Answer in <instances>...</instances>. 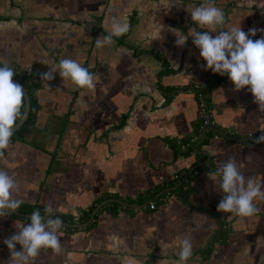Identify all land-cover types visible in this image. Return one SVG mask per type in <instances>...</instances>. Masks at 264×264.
Returning <instances> with one entry per match:
<instances>
[{"label": "crops", "instance_id": "1", "mask_svg": "<svg viewBox=\"0 0 264 264\" xmlns=\"http://www.w3.org/2000/svg\"><path fill=\"white\" fill-rule=\"evenodd\" d=\"M175 3L0 0V67H32L41 81L33 129L11 140L0 170L18 183L14 199L51 204L53 212L72 215V223L62 220L63 225L77 226H62L57 233L62 251L42 248L32 264H178L184 238L193 245L186 264H264V200H254L259 211L251 217L219 212L223 193L207 175L233 157L246 179L264 183V143H254L264 112L250 86L236 92L227 79L210 91L215 119L227 136L198 140L189 153L168 140L188 137L199 126L195 94L179 87L217 74L204 69L192 37L183 49L175 45L173 32L207 31L186 10L202 0ZM257 3L264 0H214L224 12L225 29L241 26L246 33L264 28ZM113 17L123 19L128 31L97 48L96 39L108 35ZM262 36L258 31L249 38ZM61 58L88 68L95 87L79 89L70 79L64 86L58 72L54 80H42L38 73ZM186 175L190 203L176 190ZM150 192L152 198L140 203ZM151 199H157V208H149ZM84 211L90 218L83 222ZM16 222L27 220L0 217V264H9L3 241L17 231ZM222 223L228 240L207 250Z\"/></svg>", "mask_w": 264, "mask_h": 264}, {"label": "clouds", "instance_id": "2", "mask_svg": "<svg viewBox=\"0 0 264 264\" xmlns=\"http://www.w3.org/2000/svg\"><path fill=\"white\" fill-rule=\"evenodd\" d=\"M257 4L264 10V4ZM174 5L183 7L181 0H176ZM186 10L194 24L206 27L207 31L189 29L187 35L181 31L173 32L176 47L183 49L188 38L192 37V43L199 49L200 58L206 61L204 69L226 75L236 92L250 86L247 90L251 92L253 102L258 105L260 112H264V36L256 40L249 38L256 36L258 31L264 32V28L253 27L247 33L241 26L225 29L224 12L214 6V0H202L199 6L191 10L186 6ZM128 29L129 25L123 19L113 17L110 32L96 39V47L112 45L113 38L124 35ZM212 33L216 35L213 36ZM41 63L49 65L46 61ZM57 72L64 86L70 79L79 89L95 87L93 74L73 59L61 58L56 66L50 65L48 71L38 75L48 82L55 79ZM14 76L15 72L9 65L0 67V156H3L11 142L14 125L18 121L22 122L27 115L26 94L21 84L13 82ZM260 131L262 134L254 143H264V128ZM207 175L223 193L217 211L239 217H251L259 211L254 200H264V183L252 177L246 179L233 157ZM18 190L16 179L7 171L0 170V217L11 215L20 209L22 201L13 198V193ZM44 213L42 215L37 209L26 218L29 222L15 223L17 231L3 241L11 254L9 264H32L42 248H51L56 253L62 251L57 233L62 228L63 221L59 217H53L51 204L45 207ZM17 244L21 246V250H17ZM192 250L191 240L184 238L179 245L178 264H186L192 256Z\"/></svg>", "mask_w": 264, "mask_h": 264}, {"label": "trees", "instance_id": "3", "mask_svg": "<svg viewBox=\"0 0 264 264\" xmlns=\"http://www.w3.org/2000/svg\"><path fill=\"white\" fill-rule=\"evenodd\" d=\"M14 72H15V76L14 78L16 80H18L19 82H21L28 90L30 98H31V108L29 111V115L26 119V121L24 122V124L17 130L14 132L11 140H17V139H22L25 137V135L30 132L33 129L34 126V121L37 115V110L40 106V103L38 101V98L36 96V89L40 86L41 81L40 79L37 77V75L34 74V72L32 73H28L23 69L20 68H13ZM227 79H229L226 75L222 76L220 74H215L213 77L205 80L207 83V90L211 91V89L221 83L222 81H226ZM193 86V83H189L188 85L179 87L180 89H186L189 90V88H191ZM200 123V120H199ZM216 133H220V136L226 132H224V130H222L219 126L218 123L217 125H214L212 127L209 128L207 134L208 137L202 139V141H207V139H210L211 137H213L214 134ZM227 136V133H226ZM170 144H172L174 147H176V149H179V147L181 148L180 144L177 142L176 139L173 138H169L168 139ZM248 140H253L252 138H248ZM194 145V144H193ZM192 147H189L186 149V152L189 153L191 151ZM209 163H212L211 161H208ZM199 166V165H198ZM161 185H158L157 188L154 191H158L160 189ZM176 190L178 191V193L180 194V196L183 198V200L186 203H190V199L189 196L192 192V185H191V177L189 175H186V177L184 179H182L180 181V183L176 186ZM153 192L151 193H145L143 196L139 197V201L140 203H142L144 201V199H149L152 198L153 196ZM117 197V196H116ZM102 198V197H99ZM114 205L117 204L116 201L111 202ZM39 210L41 212L42 215H44V209L45 206L41 205V204H33V203H28V202H22L20 209H18L15 213V215H20L22 217H24L25 219L29 216L27 215H21L22 213H32L35 210ZM92 209V208H91ZM82 219H80V221L82 220L83 222L86 221L87 219L90 218V212H83L82 214ZM53 217H59L61 220L63 221H69L70 223H72L73 217L70 214H65V213H55L53 212ZM27 220V219H26ZM27 222H29L27 220ZM66 228L69 229H76L77 226H73L71 224L68 225H63ZM229 238V228L222 223L218 229L215 231V233L211 236L209 243L206 245V249L209 250L212 246H214L216 243H224L228 240Z\"/></svg>", "mask_w": 264, "mask_h": 264}, {"label": "built area", "instance_id": "4", "mask_svg": "<svg viewBox=\"0 0 264 264\" xmlns=\"http://www.w3.org/2000/svg\"><path fill=\"white\" fill-rule=\"evenodd\" d=\"M28 73L34 72L32 67L23 68ZM223 82V81H222ZM195 94V97L198 101V118L200 120L198 130L194 134L188 137H178L176 138L177 142L180 144L182 149H187L192 147L196 141L202 140L208 137V130L210 127L217 125V121L214 116V106L210 100V93L207 90L206 81H196L193 83V86L189 88ZM220 133H216L213 137H219ZM199 172V170H195V173ZM177 176H180L178 174ZM150 209H155L158 206L157 199H151L148 202ZM79 214L76 215V219H79Z\"/></svg>", "mask_w": 264, "mask_h": 264}, {"label": "water", "instance_id": "5", "mask_svg": "<svg viewBox=\"0 0 264 264\" xmlns=\"http://www.w3.org/2000/svg\"><path fill=\"white\" fill-rule=\"evenodd\" d=\"M13 82L14 83H19V84H21L23 86L24 91H25V94H26L25 95V108L27 110V115L23 119V121L22 122L21 121H18L17 122V125H14V132H15V131H17L24 124V122L26 121V119H27V117L29 115V111H30V108H31V98H30V95H29V92H28L27 88L21 82H19L18 80H16L14 77H13Z\"/></svg>", "mask_w": 264, "mask_h": 264}]
</instances>
